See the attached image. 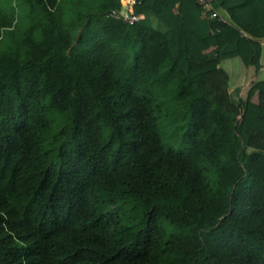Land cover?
I'll return each instance as SVG.
<instances>
[{
	"label": "trees",
	"instance_id": "obj_1",
	"mask_svg": "<svg viewBox=\"0 0 264 264\" xmlns=\"http://www.w3.org/2000/svg\"><path fill=\"white\" fill-rule=\"evenodd\" d=\"M138 1L0 0V264H264V0Z\"/></svg>",
	"mask_w": 264,
	"mask_h": 264
},
{
	"label": "rangeland",
	"instance_id": "obj_2",
	"mask_svg": "<svg viewBox=\"0 0 264 264\" xmlns=\"http://www.w3.org/2000/svg\"><path fill=\"white\" fill-rule=\"evenodd\" d=\"M237 61L240 62V60H237ZM229 63H230V61L226 60V61L222 62V64H221V66L224 69H226L228 72H229V69H228ZM263 64H264V57H263ZM239 76L240 77L235 82L232 80V88L233 87L235 88L236 85L239 86L241 88V95L243 97H245L247 95V92H248L251 84L254 81L264 77V68L261 70L260 73H255L253 68L250 71H248V70L246 72L242 71ZM163 134L165 135V143L166 144H170L172 141L175 142L174 141L175 139H173L170 135L171 134L170 131L166 132V130H165V131H163ZM166 135H167V137H166ZM180 142L181 141L178 142V146L176 145L177 147H180L181 145L183 146V143L182 142L180 143Z\"/></svg>",
	"mask_w": 264,
	"mask_h": 264
},
{
	"label": "built area",
	"instance_id": "obj_3",
	"mask_svg": "<svg viewBox=\"0 0 264 264\" xmlns=\"http://www.w3.org/2000/svg\"><path fill=\"white\" fill-rule=\"evenodd\" d=\"M199 4L205 7L203 14L207 13V9L211 8L210 0H196ZM122 9L120 11H113L112 14L115 17H121L124 21L132 24L144 17L143 14H136L134 11L135 6L138 4V0H120ZM213 16H217V13H213ZM221 20L223 18L219 16Z\"/></svg>",
	"mask_w": 264,
	"mask_h": 264
},
{
	"label": "crops",
	"instance_id": "obj_4",
	"mask_svg": "<svg viewBox=\"0 0 264 264\" xmlns=\"http://www.w3.org/2000/svg\"><path fill=\"white\" fill-rule=\"evenodd\" d=\"M237 60H239V59L229 60L230 63L228 65L229 73H230L231 78L234 82L240 77L239 75L241 74L242 71L243 72H246L247 70L250 71L253 68V67L243 68L242 64ZM263 68H264V64H263L262 69ZM253 70H254V68H253Z\"/></svg>",
	"mask_w": 264,
	"mask_h": 264
}]
</instances>
